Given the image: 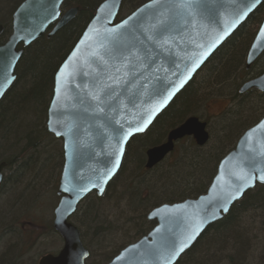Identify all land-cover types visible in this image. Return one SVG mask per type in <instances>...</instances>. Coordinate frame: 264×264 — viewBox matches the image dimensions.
<instances>
[{"label":"water","instance_id":"95a60500","mask_svg":"<svg viewBox=\"0 0 264 264\" xmlns=\"http://www.w3.org/2000/svg\"><path fill=\"white\" fill-rule=\"evenodd\" d=\"M65 0H24L13 12L10 34L0 44V101L14 83L23 51L51 25L49 39L78 13L61 15ZM123 0H105L53 77L45 129L62 143L60 197L52 226L62 240L57 254L37 264H85L89 253L69 219L91 193L99 198L117 175L129 141L145 134L214 52L264 0H150L117 21ZM4 28L0 25V37ZM264 54V17L249 46L245 70ZM264 93V73L239 90ZM208 142L206 124L188 118L166 141L145 152L146 169L160 164L174 143ZM118 161V163H117ZM4 163H0V185ZM264 116L245 131L217 165L206 192L163 204L146 215L155 224L106 264H176L204 231L231 207L264 185ZM183 247V251L180 248Z\"/></svg>","mask_w":264,"mask_h":264},{"label":"trees","instance_id":"16d2710c","mask_svg":"<svg viewBox=\"0 0 264 264\" xmlns=\"http://www.w3.org/2000/svg\"><path fill=\"white\" fill-rule=\"evenodd\" d=\"M23 1L0 0V25L4 28L0 37V44L8 38L12 14ZM102 1L68 0L63 5L64 7L68 5L79 8L78 14L68 25L50 39L44 35L27 48L19 46V49H23V54L15 69L16 79L0 101V163L6 165V170L11 169L14 164L17 166L16 177L11 181L12 184L18 183L24 173L32 170L34 173L38 163H47L52 156V153L49 154L45 148L40 146L41 144L50 146L57 141L45 129L46 111L52 94L53 76L92 18L96 7ZM263 16L264 3L214 52L193 79L157 117L148 131L144 135L133 137L127 144L121 167L115 178L107 185L103 196L110 193L116 183L122 182L126 174L124 165L128 168L132 167L130 170L135 171L145 169L144 150L164 142L168 128L180 126L190 117H196L208 125L210 119L206 118L205 115H207V105L213 102L209 97L211 94L217 95V100L229 101L227 104L229 109L222 114L219 122L215 125V129H218L217 137H212L211 141L209 140L207 145L202 148H197L191 144L178 158V165L176 164V167L171 166L170 173L167 175L157 176L158 170L162 168L161 165H158L148 171V175H144L146 176L145 181L141 179L138 184L133 182L139 189L135 188L136 191L128 193L129 196L127 194L130 198L126 205L129 215L132 216L125 222L130 226L129 231L124 230L125 227L123 226H118L116 221L108 222L104 213L95 209V205L85 207L83 202V206L80 207V204V208L78 207L70 218L72 225L79 230L81 242L89 253L86 264H106L123 248L144 237L154 226V223L146 220V212L151 203L150 207L152 208L149 207L148 211L160 206V203L161 205L172 204L185 199H195L204 194L215 175L219 161L234 148L239 137L264 116V93L256 91L239 93L241 86L250 77L259 76L264 71L263 68L253 75V71L262 61V57L256 61L250 71L245 70V57ZM137 147H139L140 153L136 152ZM53 150L56 154V149L53 148ZM29 153L30 155L33 154L27 157ZM59 158L61 161V151ZM183 158H186L185 163L182 162ZM45 165H42V168ZM6 180L8 179H3L0 185V194ZM159 183H161L160 188L157 187ZM142 187L143 190L140 189ZM89 196H93L96 203L102 202L103 196L97 198L93 193ZM125 198L127 197L119 195L111 198V200L115 206H118L120 202L123 204L126 202ZM37 201L38 199L35 200V204ZM256 212H260L258 216L261 220V229H263L264 185H256L252 191L246 193L239 202L231 207L223 219L207 228L184 255L187 256L192 253L189 261L191 262L192 259L193 263L199 264L196 259H193L195 254L204 252L201 249L205 250L209 247L216 254L225 253L228 249L224 247L228 245L230 240L237 244L241 241L242 235L240 236L236 228L241 217ZM109 215L112 216V214ZM24 222L20 223L19 229L22 230L20 231L21 237L24 238L26 235L27 239L26 241L21 239L16 244L19 257L17 254L16 260L11 262L9 257L3 254L0 256V264H17L15 262L24 257L26 250L30 247L25 246L28 243L30 245L38 241L39 224L41 223L36 220ZM52 227V223L47 226L50 235L55 234ZM130 231L134 233L132 237H130ZM33 232L38 233V235L33 236ZM13 233L15 234V231ZM114 234H119L122 237L117 245L112 244ZM124 239H130V241L125 242ZM97 245L100 248L108 245L110 247L107 249L108 252H102L100 258L95 260L93 246L99 248ZM240 245H244V240L241 241ZM5 250L8 252L10 247ZM225 259L232 262L233 258L226 257ZM211 260L213 261L210 263L218 261L217 258ZM238 261L234 263L241 264L242 260L239 257ZM192 262L191 264H193Z\"/></svg>","mask_w":264,"mask_h":264},{"label":"rangeland","instance_id":"374dc122","mask_svg":"<svg viewBox=\"0 0 264 264\" xmlns=\"http://www.w3.org/2000/svg\"><path fill=\"white\" fill-rule=\"evenodd\" d=\"M145 1L147 0H125L122 9L120 11V17L121 18L125 17L127 14H129L136 7L143 4ZM261 57L260 58L262 59V61L258 64L257 69L253 71V75L257 74L259 71H261L264 68V54ZM254 78L250 77L248 80H252ZM209 97H211L213 102L207 105V109H206L207 115H205V117L210 119V121L207 123L208 125H206V130L210 138L209 140L211 141L212 137L214 136L217 137L216 132L218 129L217 130L215 129V125L219 122L222 114L229 109V105L227 106L229 101L222 99L217 100L218 96L215 94H211ZM253 106L255 107V105ZM162 143L163 142H161V144ZM191 144H194V146L197 148H202L196 146L195 142L191 138H183L182 140L178 141L174 150L168 155V157L165 158L160 164H158L161 165L162 168L158 170L157 176L162 175L163 177L168 173H170L169 172V170H171L170 167L171 166L176 167L178 158L184 154L183 153L184 150L186 151V149L190 147ZM215 146L216 144L214 145V147ZM40 147L45 148V150L48 151L49 154L52 153L51 154L52 156L47 163L44 162L38 163L35 167L34 173L33 170L24 173L18 183L12 184L11 181H13V178L16 177L17 166L14 164L11 166V169L9 170L5 169L3 171V176H4L3 179H8V180H6V183L3 186L0 194V214L2 213L0 216L1 219L0 235L2 234V237H0L1 238L0 256L6 254L11 262H13V260H16L15 256L18 254L16 244L19 243L21 239H24V241H26L27 239L26 235L24 236V238L21 237L20 231L22 230L19 229L20 225L22 223H25L24 221L32 222V220L34 221L36 220L38 223H41L39 224L40 234L38 235V233L33 232V236H37V235L39 236L38 241L36 243H31L30 245L28 243V245L25 246V247L27 246L30 247L28 250H26V255L24 257H21V259L18 262H15L17 264H36L40 257L45 256L47 254L57 253L58 251L61 250L63 245L60 237L56 233L50 235L47 229V226L53 221V211L59 201V196H57L56 193H57L59 175L62 167V160L60 161L59 158L60 151L62 153L61 142L60 140H57L55 144H52L50 146L41 144ZM53 148L56 149V154ZM137 149L138 150H136V152L140 153L139 147H137ZM147 149L149 148L147 147L144 150V153ZM176 153H177V158L175 159ZM31 155L29 153L27 157H30ZM182 162L185 163L186 158H183ZM144 163H146V157ZM44 164L46 165L44 168H42V165ZM130 168L132 167L128 168L126 167V165H124V169H126L125 171L126 174L122 182L116 183L114 189L110 191V193H108L107 195L103 196L102 202L100 201L99 203H96V200L93 198V196H89L88 198H85L83 200L84 203L83 205H85V207L88 206L91 207L95 205V209L101 210L102 213H104L105 218L107 219L108 222L116 221L118 226H123L125 227L124 230H128V231L130 229V226H128L129 224H126L125 222L126 220L132 217L129 215V210L126 205L130 198V197L128 198L129 196L128 193H133L136 191V189L137 190L139 189V187H136V184L133 183L134 181L137 184L141 181V179L145 181L146 176L144 175H148V171L154 169V168L152 169L145 168L140 171H135V170H130ZM159 186H161V183L157 185L158 188H160ZM140 189L143 190V187ZM119 195L121 197L126 196L127 197L125 198L126 202L124 204L123 202H120L118 206H115V203L111 200V198H114L115 196L118 197ZM36 198L38 199V201L35 204V200H37ZM83 205L81 203L80 207H82ZM148 210L146 214L149 212ZM109 214H112V216ZM259 214L260 212H256L255 214L250 213L248 215H243L241 217L240 223L236 228L240 236L242 235L241 241L244 240L243 246L240 245L241 241L240 243L237 244L235 242L233 243V241L230 240L228 245L224 247L228 249L225 253L216 254L212 248L209 249L208 247L205 250L201 249V251H204L205 253L199 252L195 254L196 252L194 251L195 253L194 252L193 253L195 254V257L193 260L196 259L198 261L197 263L199 264H236L234 262H239L238 261V257H239L242 260L240 262L241 264H264V256H262L264 255V226L263 229H261L262 225H261V220L259 219L258 216ZM11 231L12 232L15 231V234L14 233L12 234ZM129 233H131L130 237H132L134 234L131 231ZM112 239H114L112 244L117 245L122 240V237L119 234L117 235L114 234ZM124 240L125 242L130 241V239L129 240L124 239ZM9 247L10 250H8L7 252L5 249L6 248L8 249ZM108 247L110 246L109 245L107 247L102 246L101 248L100 246L99 248L93 246L94 259L98 260L102 252L103 253L108 252L109 251L107 250ZM191 255L192 253L188 254L187 256L186 255L182 256L180 258L181 260L179 259V261L176 264H191L192 259L191 262L189 261ZM222 255L224 256L223 258ZM17 256L19 257V254ZM226 257L233 258L232 262L225 259ZM213 258L215 259L217 258L218 261L216 262L218 263L216 262L210 263L211 261H213L211 260Z\"/></svg>","mask_w":264,"mask_h":264},{"label":"flooded vegetation","instance_id":"af4514ba","mask_svg":"<svg viewBox=\"0 0 264 264\" xmlns=\"http://www.w3.org/2000/svg\"><path fill=\"white\" fill-rule=\"evenodd\" d=\"M67 1H68V0H65L64 3L62 4V7H61V14L65 13V11H69V10L74 9V8L78 9V12H79V8H78V7H75V6H72V7H71V6H68V5H67V7H64L63 5L66 4ZM103 1H104V0H103ZM103 1H102V2H103ZM124 1H125V0L122 1L120 11H121V9H122V6H123V4H124ZM102 2H101V3H102ZM68 3H69V2H68ZM101 3H100V4H101ZM98 6H99V5H98ZM98 6H97V7H98ZM97 7H96V8H97ZM65 8H66V9H65ZM136 8H137V7H136ZM136 8H135V9H136ZM135 9H134V10H135ZM134 10H132L129 14H131ZM77 14H78V13H77ZM77 14H76V15H77ZM119 14H120V13H119ZM129 14H127L125 17H127ZM75 17H76V16H75ZM52 28H53V25H51L50 27H48V29L46 30V33H48V32L50 33L51 30H52ZM49 33H48V34H49ZM48 34H46V35H48ZM50 38H51V37H50Z\"/></svg>","mask_w":264,"mask_h":264},{"label":"bare ground","instance_id":"6f19581e","mask_svg":"<svg viewBox=\"0 0 264 264\" xmlns=\"http://www.w3.org/2000/svg\"><path fill=\"white\" fill-rule=\"evenodd\" d=\"M68 25V24H67ZM157 119V118H156ZM178 127V126H177ZM177 127H175V128H177ZM175 128H168L167 130H166V132H167V135H168V133L169 132H171V131H173V130H175Z\"/></svg>","mask_w":264,"mask_h":264},{"label":"snow or ice","instance_id":"6c2138e0","mask_svg":"<svg viewBox=\"0 0 264 264\" xmlns=\"http://www.w3.org/2000/svg\"><path fill=\"white\" fill-rule=\"evenodd\" d=\"M117 163H118V161H117ZM262 179H264V177H262ZM180 251H183V247L180 248Z\"/></svg>","mask_w":264,"mask_h":264}]
</instances>
